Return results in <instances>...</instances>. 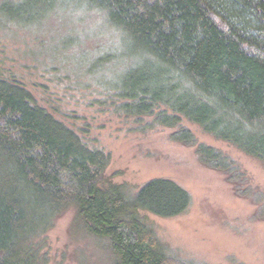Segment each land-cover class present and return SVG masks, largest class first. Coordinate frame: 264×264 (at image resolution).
I'll use <instances>...</instances> for the list:
<instances>
[{
	"label": "trees",
	"instance_id": "trees-1",
	"mask_svg": "<svg viewBox=\"0 0 264 264\" xmlns=\"http://www.w3.org/2000/svg\"><path fill=\"white\" fill-rule=\"evenodd\" d=\"M97 14L108 42L92 54L94 76L116 116L174 129L199 164L223 174L253 204L264 195L222 151L198 143L183 120L264 168V0H1L0 26H39L55 9ZM104 38V37H102ZM110 154L89 147L20 83L0 77V264H48L44 237L75 211L73 224L104 264H200L161 243L139 211L175 218L192 204L175 181L138 189L103 184ZM255 219H264L262 209Z\"/></svg>",
	"mask_w": 264,
	"mask_h": 264
},
{
	"label": "rangeland",
	"instance_id": "rangeland-1",
	"mask_svg": "<svg viewBox=\"0 0 264 264\" xmlns=\"http://www.w3.org/2000/svg\"><path fill=\"white\" fill-rule=\"evenodd\" d=\"M99 23L97 14L59 8L39 26H0V77L22 84L89 147L110 154L103 184H127L136 190L164 178L189 192L192 204L183 215L165 219L139 211L178 257L200 264H264V219L254 217L258 210L264 212V202L256 205L237 197L223 174L199 164L195 148L169 140L174 129L141 133L138 128L150 118L119 117L95 103L104 94L85 68L93 63L96 49L108 42ZM181 125L198 143L236 161L247 184L264 195L260 162L186 120ZM74 213L68 210L45 235L48 264H104L96 243L72 226Z\"/></svg>",
	"mask_w": 264,
	"mask_h": 264
}]
</instances>
